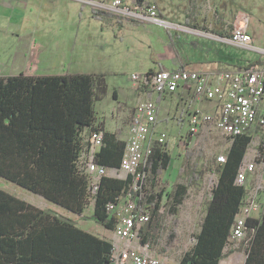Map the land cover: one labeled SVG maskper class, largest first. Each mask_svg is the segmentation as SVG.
<instances>
[{
	"label": "trees",
	"instance_id": "1",
	"mask_svg": "<svg viewBox=\"0 0 264 264\" xmlns=\"http://www.w3.org/2000/svg\"><path fill=\"white\" fill-rule=\"evenodd\" d=\"M130 2L145 5L148 0ZM106 92L102 73L0 76V177L77 215L92 203L91 218L112 230L117 217L106 205L128 190L132 175H102L90 201L88 178L77 163L89 133L101 130L103 144L95 161L108 168L120 167L125 141L114 134L107 138L108 133L96 122L94 103ZM250 141L248 134L234 136L225 162L212 169L216 182L195 242L183 253L180 264H219L224 257L235 214L246 194L245 184H236L235 177ZM170 160V151L155 144L145 166L149 177L141 184V192H133L138 205L149 207V218L139 227L140 243L149 247L161 229L165 185L161 186L159 174ZM202 174L191 168L187 185L197 184ZM185 191L186 186L178 184L169 195L171 214H176ZM245 232V238L228 253L244 251L242 264H264V204L258 217L246 219ZM174 236L172 228L169 240ZM111 249L110 240L0 188V264H109Z\"/></svg>",
	"mask_w": 264,
	"mask_h": 264
},
{
	"label": "crops",
	"instance_id": "2",
	"mask_svg": "<svg viewBox=\"0 0 264 264\" xmlns=\"http://www.w3.org/2000/svg\"><path fill=\"white\" fill-rule=\"evenodd\" d=\"M92 1H101L107 5L114 2ZM123 1L131 4L130 0ZM152 1L157 5L159 16L167 22L166 26L141 20L133 15L115 13L82 0H0V76L19 73L104 74L107 92L94 103L96 122L101 123L103 131L108 133L107 138L114 134L124 140L140 91L132 80L130 85L123 86L117 79H112L119 76L123 69L140 67V72H131L145 73L158 69L184 68L214 74L244 65L248 61L245 62L238 54H234L227 46L230 43L208 36V33L228 36L236 19L242 16L247 17L246 28L251 34L252 45L260 48L253 42L255 31L249 28L245 10H227L225 14H218V4L228 0ZM235 1L254 8L256 0ZM181 35L185 38L177 40ZM202 42L207 43L203 45ZM186 43L190 44L191 49L181 53L176 50L177 45L182 47L181 44ZM154 44H162L163 52L156 55L151 53ZM163 59H167L168 64ZM110 83L112 88L109 89ZM149 97L158 102L154 131L168 134L174 130L179 135V143L184 135L180 132L181 129L185 124L188 128L187 109L194 105L190 99V89L181 86L174 92L163 94L150 91ZM199 107L213 112L215 103L203 100L199 102ZM167 124L170 128L164 127ZM168 139L167 136L169 150ZM109 175H113L110 170ZM252 181L254 175L250 174L245 183L246 188ZM46 201L50 204L49 209L67 216L79 227L76 220L84 217L85 210L77 215ZM260 201L263 208L264 192ZM60 209L68 212V215ZM260 213H255L254 216L257 217ZM99 225L103 228L100 229L103 235L99 237L109 240L104 235L112 230ZM236 245L235 243L234 247Z\"/></svg>",
	"mask_w": 264,
	"mask_h": 264
},
{
	"label": "built area",
	"instance_id": "3",
	"mask_svg": "<svg viewBox=\"0 0 264 264\" xmlns=\"http://www.w3.org/2000/svg\"><path fill=\"white\" fill-rule=\"evenodd\" d=\"M82 1L115 13L133 15L157 25H167V22L159 16L157 5L152 0L145 5L129 4L123 0H114L112 5L101 1ZM246 26L247 17L242 16L236 19L228 36H215L210 33L208 36L264 53V49L252 45V37ZM130 79L140 91V95L124 139L125 147L120 167L108 168L95 161V154L103 144L101 130L89 133L88 145L80 153L77 163L81 172L88 178L90 201H93L92 196L97 189L100 177L109 175V170L113 173L112 176L129 173L133 177L128 190L115 202H109L106 205L107 210L114 212L117 217L112 229L113 237L110 240L112 249L109 264H163L149 246L140 243L139 227L148 220L150 213L147 205H138L133 199V192H141V184L149 177L145 166L154 145L168 149L166 132L154 131L158 102L149 97V92L158 94L174 92L181 86H187L190 89V99L194 105L191 109H187L188 128L180 141L190 140V138L192 140L193 137H199L202 132L208 133L214 129L227 139L229 144L234 136L248 134L251 136V141L253 139L257 142L254 141L251 147H256L264 143V60L263 63L260 59L245 67H236L214 74L184 68L158 69L145 73H131ZM203 100L215 103L213 112L199 107V102ZM256 152L257 150L254 149L252 160L246 161L243 158L236 173V184L244 185L250 174L254 175L255 184L246 189V194L234 217L229 242L237 243L244 239L246 219L255 217L254 214L262 210L260 191H264V156L261 157L260 153ZM225 159L226 153L217 155L215 166L225 162ZM163 209L164 199L162 198L161 211Z\"/></svg>",
	"mask_w": 264,
	"mask_h": 264
},
{
	"label": "rangeland",
	"instance_id": "4",
	"mask_svg": "<svg viewBox=\"0 0 264 264\" xmlns=\"http://www.w3.org/2000/svg\"><path fill=\"white\" fill-rule=\"evenodd\" d=\"M245 10L248 14V25L251 31H255L254 44L264 49V0H256L254 8L252 5H242L235 0H228V2L221 1L218 4V14H225L227 10L235 12L236 10ZM185 38L184 35L178 36L177 40ZM176 39V38H175ZM207 42H202L205 45ZM182 47L176 46V50L188 51L191 49L190 44H181ZM228 48L234 53L238 54L240 58L246 61H254L261 59L263 63L264 53L256 50H251L235 45H227ZM153 50V51H152ZM164 48L162 44H154L151 53L154 55L163 52ZM146 53L148 50L145 51ZM163 62L167 63V59H163ZM131 71L140 72V67H134L133 69H123L119 76L112 78L117 79L123 86L130 85ZM130 80V81H129ZM111 87V83L109 85ZM110 99V96L108 97ZM203 107H206L204 105ZM166 128H170L169 125H164ZM187 131L186 124L181 129V133L185 134ZM169 151L171 154V162L169 167L163 170L159 174V180L161 186L165 185L164 190V209L163 219L161 222V229L159 235L154 239L151 250L155 252L157 256L163 261V264H180V258L184 252L191 249L195 242V234L200 229V224L205 213L206 201L210 197L211 189L216 182V173L212 169L215 167V158L220 153H226L229 147V141L222 137L217 130L211 129L210 132H202L198 137H193L192 140L180 141L178 143L179 135L176 131L172 130L167 134ZM255 140L252 139V143L248 145L245 153V160H252L254 156V149L256 153H260L261 157L264 156V148L261 145L251 147ZM255 143H257L255 141ZM258 162V161H257ZM191 168L196 171H203L202 176H199L197 184L188 186L186 183L188 171ZM260 172V170H259ZM116 176H124V173L117 174ZM181 184L186 186L184 199L180 204L176 206V214H171L168 209L171 205L169 195L173 193L176 185ZM249 187L255 184L254 181L248 183ZM0 188L13 194L14 196L21 198L27 202L39 208H48L50 204L42 196L30 192L29 190L18 186L17 184L10 182L0 177ZM264 191H260L263 194ZM261 194V195H262ZM63 211L62 209H60ZM68 215V212H64ZM60 214V213H59ZM84 217L77 219L76 222L81 229H84L92 234L102 236L100 229L103 228L96 223L92 218V203L89 204L84 212ZM61 215V214H60ZM64 216V215H61ZM67 218V216H64ZM175 230V236L172 240H169V232L171 229ZM112 231L107 232L104 236L111 240ZM233 242H229L223 252L224 257L219 261V264H242L245 252L234 250L231 253L228 251L234 248ZM237 246V245H236Z\"/></svg>",
	"mask_w": 264,
	"mask_h": 264
}]
</instances>
